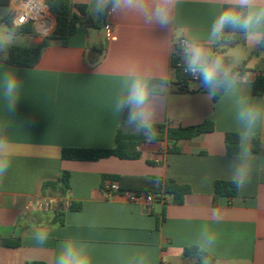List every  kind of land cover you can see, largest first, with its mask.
Listing matches in <instances>:
<instances>
[{
    "label": "crops",
    "instance_id": "1",
    "mask_svg": "<svg viewBox=\"0 0 264 264\" xmlns=\"http://www.w3.org/2000/svg\"><path fill=\"white\" fill-rule=\"evenodd\" d=\"M71 2L85 6L89 13L87 0ZM10 3L13 0H0V12ZM18 4L15 0V6ZM221 6V0H183L177 27L206 32ZM90 17L102 21L101 28L79 26L65 43L51 40L37 66L23 68L0 62V73L5 68L15 69L22 82L21 98L13 113L6 110L0 92V126L7 125L14 150L11 166L0 182V242H20L16 248L0 245V264H55L59 245L67 239L91 246V264H126L141 253L148 255L149 264H199L183 253L204 227L217 235L214 264H264V125L257 129L260 153L254 155L250 181L235 197L215 201V182L232 181L229 167L235 156L226 153L225 135L238 133V129L233 103L220 98L217 102L206 100L198 80L189 82L192 92L169 88V103L158 112L156 123L176 128L209 120L215 126L212 133L175 144H144L139 160L62 159L64 148L110 149L119 129L134 132L111 108L117 83L131 65L152 67L170 81L174 80V59L181 61L170 54L175 38L168 43L161 40L166 30L151 31L134 16L121 20ZM5 21L0 18V25ZM107 21L114 27V41L104 36ZM47 36L41 38L36 31L35 36H20L24 41L19 43V39L16 45H37ZM220 51L228 58L237 57L240 68L245 64V91L264 102V95L252 93L255 77L264 74L259 46L252 47L239 38L230 49ZM64 172L70 173L64 194L44 189L45 183L59 181ZM106 175L172 179L189 186L191 192L182 203L162 195V200L147 207L124 195H106ZM44 199L56 202L41 211L35 203ZM59 210L64 215L62 223L56 217ZM37 229L50 234L44 245L32 239Z\"/></svg>",
    "mask_w": 264,
    "mask_h": 264
},
{
    "label": "clouds",
    "instance_id": "2",
    "mask_svg": "<svg viewBox=\"0 0 264 264\" xmlns=\"http://www.w3.org/2000/svg\"><path fill=\"white\" fill-rule=\"evenodd\" d=\"M183 0H87L89 15L99 19L105 14L118 20L128 16L138 18L149 30L163 29L166 35L161 39L168 43L175 38L170 54L178 55L183 72L198 80L204 89L205 99H228L233 103L239 144L235 160L229 167L231 180L237 189H243L250 181L254 160L252 141L257 129L264 125V102L246 93V73L240 70L237 57L228 58L222 49H230L239 38L252 47L259 46L264 55V0H221L222 6L214 15L207 31L193 27H177L178 7ZM50 6L45 0H26L22 7L15 6V0L0 12L6 22L0 25V59H8V51L20 39V29L28 19L35 22L38 36L49 35L54 27L50 17ZM98 70V69H97ZM96 70V71H97ZM170 83L166 76L158 74L152 67L131 65L118 81L111 108L117 117H124L123 123L146 142L157 138L156 121L158 112L164 109L171 97ZM22 82L17 71L5 68L0 73V92L5 108L13 113L21 98ZM126 113V117L124 114ZM7 125L0 126V182L9 170L14 150L6 134ZM216 219V213H212ZM49 232L37 229L32 239L44 245ZM217 235L207 227L195 235L190 248L195 249L199 264H212V253ZM55 264H91V246L87 242L67 239L59 245ZM126 264H149L147 254L132 256Z\"/></svg>",
    "mask_w": 264,
    "mask_h": 264
},
{
    "label": "trees",
    "instance_id": "3",
    "mask_svg": "<svg viewBox=\"0 0 264 264\" xmlns=\"http://www.w3.org/2000/svg\"><path fill=\"white\" fill-rule=\"evenodd\" d=\"M50 6L51 14L56 19V25L44 41L37 45L22 46L14 45L8 51V59H0V62L6 64L23 67L33 68L38 65L43 51L50 45V41L54 39H60L64 43L73 36L79 26H85L90 28H101L102 21L94 22L90 17L87 8L85 6L76 5L71 0H45ZM107 14L102 16V19H106ZM6 22V21H5ZM36 30L33 23H28L21 27L20 36H35ZM262 50V49H261ZM177 59H174V80H170V87L177 86V91L180 93L192 92L188 89L189 82L193 79L191 76L185 74L182 69L176 67ZM245 72V64L240 68ZM200 90H204L200 88ZM252 93L256 97L264 95V74L257 75L252 82ZM219 97L214 99L217 102ZM157 138L154 142L168 141L170 143H177L181 140H191L200 135L212 133L214 131V123L206 120L200 124L192 126H179L176 128H170L165 124L156 123ZM145 138L137 134L136 132H127L123 129H119L115 136V146L110 149H91V148H64L62 150V159L68 161H86L97 162L102 159L110 157H116L121 160H139L141 158L140 147L147 144ZM239 144L238 133H226L225 146L226 153L230 157H234L237 154ZM176 151V149H173ZM252 152L254 155L260 153V138L257 136L252 142ZM70 173L64 172L62 178L57 182H49L44 184V189H51L54 193L64 194L69 189ZM108 180L116 181L119 184V194L122 195L126 192L141 194H153V195H169L174 198L176 204L182 203L183 198L190 194L191 188L187 185H180L172 179L162 180L158 177H129L120 175H106L103 177L104 183ZM214 200L219 197H235L238 194L237 187L232 181H216L214 185ZM73 210V206H70ZM64 215L59 210L56 213V217L61 219ZM63 220H60L62 223ZM3 247L16 248L20 245L18 240H3L0 242ZM183 256L194 257L196 256L195 249H185ZM199 262V260H198ZM42 264V263H32ZM212 264L214 259L212 257Z\"/></svg>",
    "mask_w": 264,
    "mask_h": 264
},
{
    "label": "built area",
    "instance_id": "4",
    "mask_svg": "<svg viewBox=\"0 0 264 264\" xmlns=\"http://www.w3.org/2000/svg\"><path fill=\"white\" fill-rule=\"evenodd\" d=\"M25 2H26V0H19L18 7H22ZM45 19L47 20V22L49 24H53V22H54V25H55V20H54V17L52 14L50 15V17H46ZM28 23L35 24V22L33 20L28 19L27 22L24 23L22 26H24ZM103 31H104V36L108 41L116 40V34H115L114 27L111 24V22L107 21L104 24ZM176 67L179 69H182V62L177 61ZM118 190H119L118 182L108 180L104 183L103 191L106 195L112 196L115 194H119ZM122 195L126 196L130 202L145 204L147 207L151 206L156 200H162V198H163V196L161 194H159V195H153V194L137 195L135 193L126 192V193H123ZM54 202H56L54 199H44L42 201H37L35 203V207L42 211L44 209L49 208L52 204H54Z\"/></svg>",
    "mask_w": 264,
    "mask_h": 264
},
{
    "label": "rangeland",
    "instance_id": "5",
    "mask_svg": "<svg viewBox=\"0 0 264 264\" xmlns=\"http://www.w3.org/2000/svg\"><path fill=\"white\" fill-rule=\"evenodd\" d=\"M22 41H24V40L20 39L18 42L21 43Z\"/></svg>",
    "mask_w": 264,
    "mask_h": 264
}]
</instances>
